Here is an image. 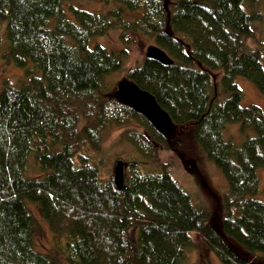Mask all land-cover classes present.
I'll return each instance as SVG.
<instances>
[{"label": "trees", "instance_id": "1", "mask_svg": "<svg viewBox=\"0 0 264 264\" xmlns=\"http://www.w3.org/2000/svg\"><path fill=\"white\" fill-rule=\"evenodd\" d=\"M71 1L0 0L1 60L24 77L0 91V264H183L191 250L221 264H256L230 243L264 255V113L241 106L235 85L243 78L264 96L262 56L247 45L257 16L242 8L264 0H167L169 19L163 0H90L111 7L101 13L64 11ZM112 31L124 44L142 31L173 61L144 58L125 73L169 115L168 137L109 93L105 81L122 56L91 42ZM132 122L144 133L124 137L153 167L162 165L155 146L176 151L190 140L221 171L220 230L166 170L140 174L141 160H126L124 186L115 189L101 141ZM229 124L254 135L234 146L223 138ZM30 204L58 256L36 249Z\"/></svg>", "mask_w": 264, "mask_h": 264}, {"label": "rangeland", "instance_id": "2", "mask_svg": "<svg viewBox=\"0 0 264 264\" xmlns=\"http://www.w3.org/2000/svg\"><path fill=\"white\" fill-rule=\"evenodd\" d=\"M63 10L67 11L70 7L77 8L90 13L105 12L110 6L101 5L90 0H74L64 3ZM244 11L251 15L255 14L256 20L253 23V32L256 41L249 40L247 45L249 48L258 50L262 56V63L264 65V5L256 4L250 5L247 2L243 4ZM127 19H130L128 16ZM117 31H112L101 38H95L91 44H99L108 52L122 56L121 68L119 71L109 75L105 81L106 86L109 87V93L113 94L116 85L123 78L128 70L141 64L145 58V52L148 46L155 45L152 38L144 32L139 31L135 34L129 35V42L127 44L119 41ZM7 46L6 38L4 37L3 26L0 25V91L5 81L12 85H17L23 79V72L12 65H7L1 60V55ZM235 85L241 90L243 99L241 106H257L264 113V96L256 89V87L249 81L243 78H236ZM137 123H127L120 127H111L105 133L101 141V151L99 159L102 164L104 172L112 176V168L117 160L126 162L130 160L132 163L135 160L146 162L147 165L143 168H138L140 174H151L155 172H163V169L171 175L181 188L191 196L193 203L197 208L204 209L210 219L211 226L215 230H220V221L222 218V208L220 200L222 195L226 194L227 184L221 171L209 162L202 153V150L194 142L187 140L185 145L176 151L166 150L163 147L155 146L156 154L161 160L163 166L153 167L144 161L135 147L125 138L126 132L144 133V130L136 125ZM224 140L229 141L234 146H239L246 138L254 135V132L249 129L245 132L240 131L238 124H229L226 126L224 132ZM125 136V137H124ZM260 190L264 183V169L258 171ZM262 196V195H260ZM34 223H35V247L38 251L51 253L58 256V250L54 244V236L51 233L47 223L42 219L37 205L28 206ZM197 242V239H195ZM235 254L243 259H251L256 264H264V255H248L242 251L235 244L230 243ZM198 246L204 249L198 242ZM183 264H221L212 253L201 255L199 250L188 251L187 257Z\"/></svg>", "mask_w": 264, "mask_h": 264}, {"label": "water", "instance_id": "3", "mask_svg": "<svg viewBox=\"0 0 264 264\" xmlns=\"http://www.w3.org/2000/svg\"><path fill=\"white\" fill-rule=\"evenodd\" d=\"M163 8L167 10V0H163ZM168 22L166 25V31ZM145 59L153 60L161 65H172L173 61L161 48L156 45L148 46L145 52ZM200 66V65H198ZM114 99L117 103L124 105L142 116L151 127L160 135L168 137L174 124L169 115L158 105L155 98L148 92L140 89L136 84L127 78H123L116 85ZM128 164L121 160L115 161L112 168V183L118 192H121L124 186L125 170Z\"/></svg>", "mask_w": 264, "mask_h": 264}, {"label": "flooded vegetation", "instance_id": "4", "mask_svg": "<svg viewBox=\"0 0 264 264\" xmlns=\"http://www.w3.org/2000/svg\"><path fill=\"white\" fill-rule=\"evenodd\" d=\"M114 91H115V90H114ZM136 125H137V124H136ZM127 164H128V163H127ZM127 168H128V166H127ZM127 168H126V169H127ZM125 174H126V170H125Z\"/></svg>", "mask_w": 264, "mask_h": 264}]
</instances>
